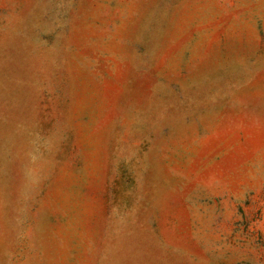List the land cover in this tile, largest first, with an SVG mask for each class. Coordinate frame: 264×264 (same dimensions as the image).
Segmentation results:
<instances>
[{
    "label": "rangeland",
    "instance_id": "rangeland-1",
    "mask_svg": "<svg viewBox=\"0 0 264 264\" xmlns=\"http://www.w3.org/2000/svg\"><path fill=\"white\" fill-rule=\"evenodd\" d=\"M0 264H264V0H0Z\"/></svg>",
    "mask_w": 264,
    "mask_h": 264
}]
</instances>
